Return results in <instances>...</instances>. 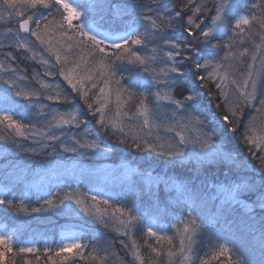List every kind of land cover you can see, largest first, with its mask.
Segmentation results:
<instances>
[{
  "label": "snow or ice",
  "instance_id": "snow-or-ice-1",
  "mask_svg": "<svg viewBox=\"0 0 264 264\" xmlns=\"http://www.w3.org/2000/svg\"><path fill=\"white\" fill-rule=\"evenodd\" d=\"M91 8L68 0H0V23L15 18L14 27L6 29L9 42L0 41L4 57L0 84L6 92L11 90L7 106L0 109V141L15 138L17 147L21 141H30L49 156L60 151L106 153L110 149L93 139L87 128L86 116H91L109 139L139 152L185 159L191 146L213 158L235 160L223 142H217L206 120L189 111L197 100L195 92L181 93L178 98L177 88L191 74L223 113L219 116L223 124L231 133L241 134L250 156L258 162L257 170L264 173V0H251L243 14H238L234 0H148L132 5L135 17L124 25L123 35H115L120 29L97 33ZM226 29L231 36L223 42ZM204 50L208 56L202 57ZM17 53L20 59L42 66V74L34 70L29 78L19 66ZM56 77L66 82L71 93L54 82ZM31 81L39 87H32ZM12 95L18 100H11ZM77 97L87 112L59 110V105H71ZM19 101L24 102L20 117L13 107ZM247 109L257 115L245 121ZM33 110L41 118L39 126L28 118ZM162 110L166 119L157 124ZM30 150L37 152V148ZM239 169H247V163L240 160ZM226 188L238 202L242 195L255 192V203L264 213V183L256 188L245 179ZM0 207L16 214L29 211L23 201L17 204L7 194H0ZM57 208L69 215L78 209L105 229L111 227L132 264H196L197 259L199 264L221 259L225 264H247L232 255L238 249L225 244H218L210 258L197 255L194 246L203 225L193 217L194 208L173 235L157 231L150 223L140 224L142 242L135 234L141 217L110 198L76 188L56 192L31 212ZM13 253L32 257L24 264H109L110 257L117 255L108 246L98 247L73 236L43 251L27 245L14 249L13 235L0 234V261L15 264L9 255ZM161 258L166 259L162 262Z\"/></svg>",
  "mask_w": 264,
  "mask_h": 264
},
{
  "label": "rangeland",
  "instance_id": "rangeland-1",
  "mask_svg": "<svg viewBox=\"0 0 264 264\" xmlns=\"http://www.w3.org/2000/svg\"><path fill=\"white\" fill-rule=\"evenodd\" d=\"M241 1H244L247 5L237 7L238 14H243L251 2V0H234V3L237 6ZM68 2L74 5H92L90 17L98 25L96 28L97 33H107L112 29H120L115 35H123L124 25L126 23L131 24L135 17V13H123L122 11L124 10L117 8V6L108 8L101 4L103 11H99L98 6L91 0H68ZM106 14L112 18L103 17ZM108 23L109 25L106 26ZM133 26L135 27L136 25ZM230 36V30L226 29L222 38L223 42H227ZM0 41L9 42L3 33H0ZM212 51L216 52L217 50ZM219 55L222 56L223 52L221 51ZM201 56H208V51L204 50L201 52ZM3 59V55H0V60ZM35 64L39 69L36 72L42 74V66ZM42 78L52 82L51 78ZM54 82L59 83L68 93H71V89L68 88L62 78L56 77ZM31 86L34 88L39 87L35 81H31ZM9 92H11L10 89L6 92L5 86L0 84V109L7 106L5 100L8 98ZM72 95L75 96L76 94L72 93ZM11 100H18V98L12 95ZM23 104V101H19L18 105H13L18 117L24 113L23 107L20 106ZM58 108L61 111H77L74 106L65 104L59 105ZM250 115L257 114L254 110L248 109L246 121L250 118ZM159 116L160 118L156 120L157 124L166 119L165 111L162 110ZM28 118L39 126L38 122L41 118L36 115L35 110ZM213 121L219 125H224L223 121L217 118H213ZM20 143L21 147L16 146L17 148L13 149L14 152L18 153L20 150L34 153L30 149L37 148L35 153H42L39 151L38 145H34L30 141H21ZM107 144L112 146L110 142H107ZM190 150L203 153L199 149H192L191 146L186 149V152ZM1 151L8 153L12 150L6 151L4 149ZM55 154L63 155L60 158L52 156L49 162L29 171L22 168V165L14 163L7 156L0 155L1 179L7 178L10 181V189H7L6 193L9 194L10 199L15 198L17 204L23 201L29 209L27 212L16 214L12 209H3L1 207L0 234L13 235L12 233H4V229L11 230V227L9 225L6 226L3 218L9 219L19 226L15 231L20 233L22 240L27 242V246L41 250L46 247L56 248L65 242L69 236L75 238L83 237L86 243L94 244L98 247L108 246L111 251L117 253L116 256L110 257L109 264H121V260H123V264H132V258L127 256L120 248L118 243L120 237L117 236V233L111 227L105 229L98 222L84 216L78 209L71 215L61 208L31 212L32 208L44 206V200L51 198L56 192L62 193L79 188L82 193H87L88 195L96 194L103 198H110L112 202L120 203L131 209L133 215L140 216L141 220L135 229L138 241L137 233L141 231L140 224L150 223L157 231L173 235L177 226H183L182 220L187 219L188 211L194 208L193 217L197 218V222L203 225L201 235L198 236L197 244L194 246L195 252L201 259L210 258L218 244H225L231 249H238V252L233 251L232 255L234 257L238 255L247 264H264V213L260 211V208L255 203V192L242 195L238 202L232 199L226 188L228 185H235V183L245 180L246 176H239L235 182L223 183L214 181L212 178H207L204 181L196 180L194 184L192 182L184 183L174 177L166 178L153 175L142 177L137 181L139 170L135 166L125 160L118 164H110L103 161L105 153L85 155L60 151ZM192 160L197 161L198 156L193 155ZM255 173L252 174L251 180H254L252 183L256 188H259L262 184L259 174L262 175V173ZM161 189L163 190V195H165V201L157 196ZM143 190L149 193L151 206L144 204L143 208L138 209L135 207L136 198L139 192ZM186 191L188 194H186ZM170 197L173 198L172 202L168 201ZM178 200H182L183 204L187 205V207L182 208V216L175 219L174 222L166 221V208H160L168 203L170 210L179 211ZM73 207L75 206L73 205ZM40 213L47 215L54 213L57 217L50 216L48 217L49 220H47ZM65 218L68 220H65ZM242 219H250L249 225L244 224ZM34 231L43 232L44 234L48 233L51 236L46 242L36 241L26 236L28 232ZM106 231H108V235L105 238ZM54 236H57L58 242L48 243L54 239ZM113 241L116 242L114 246L110 244ZM144 251L146 250L142 249V252ZM161 259L163 262L166 258ZM196 264H199V259L196 260ZM214 264H225V261L221 259L220 261H215Z\"/></svg>",
  "mask_w": 264,
  "mask_h": 264
},
{
  "label": "trees",
  "instance_id": "trees-1",
  "mask_svg": "<svg viewBox=\"0 0 264 264\" xmlns=\"http://www.w3.org/2000/svg\"><path fill=\"white\" fill-rule=\"evenodd\" d=\"M93 3L98 6L99 11H103V7H101V4L105 7H114L118 6L123 13L126 14H133L132 12V5L134 4H140V3H148V0H91ZM247 4L244 1L239 2V4L236 6H246ZM126 10V11H125ZM105 18H112L110 15L106 14L103 16ZM7 19V17H6ZM15 18H12L11 23H0V33H3L6 35V29L10 26L14 27ZM109 25L106 24V26ZM142 30V29H141ZM203 52V51H202ZM18 57V63L21 68H24L26 70V75L31 78L33 75V71H39L38 66L35 64V62L31 61H25L20 59V54L17 53ZM125 76L128 75L127 72L123 73ZM215 91V89H213ZM190 92H195L197 95V100L195 104L189 109L190 112L194 111V115H200L201 119H205L206 123L208 125V128L212 131L214 136L217 138V142H223L225 150L230 152L233 157H235V160L233 159H221L220 157L213 158L212 156H207L205 153H198L196 151L190 150L188 153L190 155L185 158H177L175 160L170 159L168 157L164 156H158L154 152H139L136 151L134 148L126 147L125 145H121L117 143L114 139H109L108 136H106L102 131L99 130V127L94 125L93 118L91 116H86V119L89 121L87 128L91 131V137L98 142H100L103 146H106L110 149V151L105 153V156L103 157V161H106L110 164H118L122 160L128 161L132 166H135L137 170H139L138 176L136 180L138 181L140 178L153 175V176H159V177H174L180 182L189 183L196 180H207V178H212L214 181L221 180H228V178L237 179L239 176H246V180L248 182L252 183L254 180H251L253 177V173L260 172L258 171V162L253 160L248 152L247 145L243 142L242 136L240 133L233 134L231 133L227 126L218 124L217 122L213 121V118L219 119V116H221L223 113H221L219 110L215 108L214 103L210 102V99L207 95H205L206 90L199 88L197 86V83L193 81L191 74H189L185 78V84L177 88L176 94L179 95L182 93L183 95H187ZM73 103L71 106H74L77 110L87 112L86 106L83 104L81 100L77 97V99L72 101ZM196 110V111H195ZM247 112L248 109L245 111L247 118ZM200 113V114H199ZM220 120V119H219ZM246 121V119H245ZM39 123V122H38ZM0 131H3L2 127H0ZM7 134V133H4ZM15 138L9 139L7 141H0V155H5L7 158L12 159L15 163L22 165V168L26 170H33L36 169V167L41 166L42 164L49 162V159H51L52 156L60 158L63 154H53L51 156L45 154V153H30V152H23L18 151V153L14 152L13 149L17 148L16 144L13 142ZM107 142H110L112 144L109 145ZM9 151L8 153H3L4 150ZM15 150V149H14ZM197 155L198 160L194 161L192 160V156ZM243 160L245 163H247V169H239V161ZM253 172V173H252ZM261 173V172H260ZM256 174V173H255ZM258 174V173H257ZM259 177L264 181V173L259 174ZM227 182V181H225ZM10 189V181L7 178L1 179L0 176V190L4 191ZM187 190H188V184H187ZM186 194L188 192L186 191ZM9 197V194H7ZM160 197L161 200L165 201V195H163V190L161 189L159 191V194L157 195ZM169 202L173 201V198L170 197L168 199ZM178 210L179 211H173L168 208V203L161 207L160 209L166 208L167 215L165 216V220L170 222H174L175 219L182 216L184 207H187V205L183 204L182 200H178ZM144 204L147 206H151V198L149 193L143 191L139 192V195L136 198L135 207L138 209L143 208ZM1 208V207H0ZM36 208V207H35ZM157 209H159L157 207ZM153 211V209H151ZM44 219L49 220L48 217L53 216L57 217L54 213H51L49 215L43 214ZM2 217V216H1ZM3 218V217H2ZM65 220H68L65 218ZM250 220V219H249ZM251 222H253L251 220ZM6 224L11 227V230L4 229L7 233H16L17 238L14 239V249L18 246H25L27 245L26 241H23L21 238V235L18 231H15L17 227H19L17 224H14L13 221L7 219ZM18 232V233H17ZM107 234L104 235L106 238L108 235V231H106ZM30 239L36 240V241H43L46 242L50 238V234L43 233L39 231H34L31 233H27V235ZM137 238L140 242H142V232L138 231ZM58 238L57 236H54V239L48 243H57ZM102 241V240H100ZM43 251V250H41ZM10 257H14L15 264H24L25 260L32 259V257L28 254L21 255H14L9 254ZM7 259V258H6ZM0 264H4L3 261H0ZM43 264V261L41 262Z\"/></svg>",
  "mask_w": 264,
  "mask_h": 264
},
{
  "label": "bare ground",
  "instance_id": "bare-ground-1",
  "mask_svg": "<svg viewBox=\"0 0 264 264\" xmlns=\"http://www.w3.org/2000/svg\"><path fill=\"white\" fill-rule=\"evenodd\" d=\"M193 112V114H194V111H192Z\"/></svg>",
  "mask_w": 264,
  "mask_h": 264
}]
</instances>
